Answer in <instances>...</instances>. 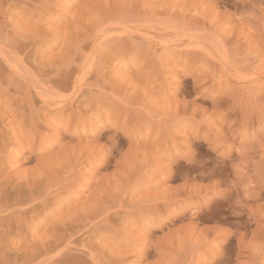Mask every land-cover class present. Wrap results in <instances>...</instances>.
I'll use <instances>...</instances> for the list:
<instances>
[{
	"label": "rangeland",
	"instance_id": "obj_1",
	"mask_svg": "<svg viewBox=\"0 0 264 264\" xmlns=\"http://www.w3.org/2000/svg\"><path fill=\"white\" fill-rule=\"evenodd\" d=\"M262 176L264 0H0V264H264Z\"/></svg>",
	"mask_w": 264,
	"mask_h": 264
},
{
	"label": "snow or ice",
	"instance_id": "obj_2",
	"mask_svg": "<svg viewBox=\"0 0 264 264\" xmlns=\"http://www.w3.org/2000/svg\"><path fill=\"white\" fill-rule=\"evenodd\" d=\"M214 150L216 151L218 157H227L230 152V147L226 143L218 144L215 146ZM262 179H264V176H262ZM249 195H254V193L250 192ZM261 199H264V192H261ZM262 253H264V250H262Z\"/></svg>",
	"mask_w": 264,
	"mask_h": 264
},
{
	"label": "bare ground",
	"instance_id": "obj_3",
	"mask_svg": "<svg viewBox=\"0 0 264 264\" xmlns=\"http://www.w3.org/2000/svg\"><path fill=\"white\" fill-rule=\"evenodd\" d=\"M24 44V43H23ZM25 45H26V43H25ZM19 46V45H18ZM24 46V45H23ZM22 49V48H21ZM27 53V52H26ZM102 162V161H101ZM69 227V226H68Z\"/></svg>",
	"mask_w": 264,
	"mask_h": 264
}]
</instances>
